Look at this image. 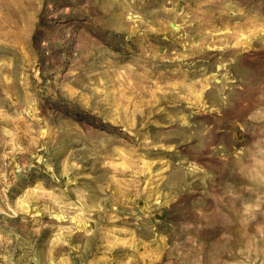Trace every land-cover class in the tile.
Here are the masks:
<instances>
[{"label":"rangeland","instance_id":"rangeland-1","mask_svg":"<svg viewBox=\"0 0 264 264\" xmlns=\"http://www.w3.org/2000/svg\"><path fill=\"white\" fill-rule=\"evenodd\" d=\"M264 0H0V264H264Z\"/></svg>","mask_w":264,"mask_h":264},{"label":"clouds","instance_id":"clouds-1","mask_svg":"<svg viewBox=\"0 0 264 264\" xmlns=\"http://www.w3.org/2000/svg\"><path fill=\"white\" fill-rule=\"evenodd\" d=\"M256 179H258L259 181H264V174H261L259 177H257Z\"/></svg>","mask_w":264,"mask_h":264}]
</instances>
